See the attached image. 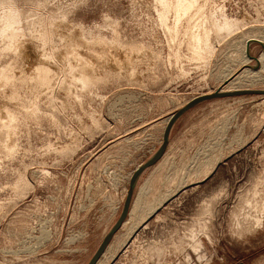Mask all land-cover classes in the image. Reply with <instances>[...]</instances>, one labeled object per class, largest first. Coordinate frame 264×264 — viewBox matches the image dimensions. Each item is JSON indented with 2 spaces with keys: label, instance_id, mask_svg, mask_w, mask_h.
I'll list each match as a JSON object with an SVG mask.
<instances>
[{
  "label": "rangeland",
  "instance_id": "374dc122",
  "mask_svg": "<svg viewBox=\"0 0 264 264\" xmlns=\"http://www.w3.org/2000/svg\"><path fill=\"white\" fill-rule=\"evenodd\" d=\"M11 3L27 49L0 36V75L17 79L0 83V264H88L169 118L221 88L248 41L264 43V0H199L197 20L244 21L243 31L214 33L202 59L183 28L169 31L173 13L162 24L159 0ZM76 42L95 83L75 79L73 54L63 60ZM250 54L264 58V49ZM38 63L52 69L50 86L32 80ZM251 71L241 89L264 90V60ZM98 264H264V95L209 101L177 122Z\"/></svg>",
  "mask_w": 264,
  "mask_h": 264
},
{
  "label": "bare ground",
  "instance_id": "6f19581e",
  "mask_svg": "<svg viewBox=\"0 0 264 264\" xmlns=\"http://www.w3.org/2000/svg\"><path fill=\"white\" fill-rule=\"evenodd\" d=\"M198 1L199 0H159V4L161 6V11H159L160 12L159 19L162 22V24L165 27H167V21L169 20V15H170V13H173V17H172L173 18V27L171 29H169V31L174 36H177L179 34V32H180V29L183 28L185 35L189 37L190 49L193 52V57L196 58V59H202L205 55L212 54L214 52V46L212 44V36H213L214 33H216L217 37L219 39H221L222 38L221 36L224 33H226L227 35H231V34L237 32V31L239 32V30H242V28L244 26V21L232 20V19H229V18H227L225 16H224V20L222 22H218V21H215L213 19L208 20V21H202L203 19L202 20H197L196 18H197L198 15L196 14L193 17L192 16L193 15L192 12H193V10L195 8H199L198 7L199 6ZM186 21H187L188 24L185 26ZM245 28H246V26H245ZM40 39L45 41L46 40V34L41 36ZM100 42H102V41H100ZM22 44H21L20 40L17 38V36H12V35L10 36V45H9V49L10 50L13 49V50H15L16 53H24V51L27 49V47H26L25 50H23L25 47ZM77 45H78V43L76 42V45H73L72 47L70 46V48H69L70 51L68 53H66L65 57H63V60L68 61L69 60V54L70 53L73 54L75 57H77L79 59L78 61L81 62L80 66H76V67L69 66V70L70 71H77V75H75V77H76L75 79L81 85H88V84H91V83H95L96 82V76H94V74L92 73V67H93L94 63L88 61L84 57L82 58V56L78 52H76ZM30 48H31V46H30ZM28 49H29V47H28ZM36 50L37 49H35V51ZM31 51H29V52H31ZM38 51L39 50H37V52ZM37 54H40V53H37ZM41 57H42V55H41ZM37 59H39V58H37ZM244 59L245 60H244L243 64H241L242 66L240 67V69L236 70L234 73L230 74L223 81V84L221 86L223 91H234V90H240L242 88L241 85H242V82H243L242 80H243L244 75L247 72H252L250 69L247 68V66H249V63L251 62V60L248 57L244 58ZM43 60L44 59H42V61ZM263 60H264V58L259 59L260 63H262ZM123 61H124V59H123ZM125 62L128 63V64L130 63V65L132 64L131 63L132 60H131V57L129 55L125 56L124 63ZM43 64H45V63L43 62ZM43 64L38 63V66L35 67V71L33 72L34 73V75H33L34 78L31 77V76L30 77L33 78L32 80H34L35 83H37L38 85H41V86H48L49 85L50 86L49 83L52 80V78L50 80V77H51V73H53V72L51 71L52 69L50 70L49 67H47V65L44 66ZM46 64H47V62H46ZM117 64H118V62H117ZM119 65H121V63H119L118 66ZM12 67H13V65H12ZM12 69H14V68H12ZM12 75L13 74L10 73V70L3 71L2 74L0 75V83H1V85H5V86L14 85L16 77L14 76L15 77L14 78ZM248 76L250 77V75H248ZM23 77L21 78V81L22 80L24 81L25 78L23 79ZM25 77H26V75H25ZM28 79H30V78L28 77ZM251 79L252 78H250V80ZM253 79H252V81H253ZM247 80H249V79H247ZM255 80L256 79H254V81ZM226 82L228 84L225 86ZM246 82H248V81H246ZM13 90H15V93L17 92L16 89H13ZM12 95H13V93H12ZM14 97H15V94H14ZM7 112L8 113H5L6 118L9 121H12L13 118H14V116H13L14 112H13V115L11 113H9V111H7ZM8 124H10V123H8ZM198 247H199V245L196 244V249Z\"/></svg>",
  "mask_w": 264,
  "mask_h": 264
},
{
  "label": "water",
  "instance_id": "95a60500",
  "mask_svg": "<svg viewBox=\"0 0 264 264\" xmlns=\"http://www.w3.org/2000/svg\"><path fill=\"white\" fill-rule=\"evenodd\" d=\"M254 44H259L263 47L264 49V43L258 40H250L247 42L246 46V55L250 60H254L256 62L255 66H247L248 69L250 70H258L260 67V61L258 58L252 57L250 54V49L251 46ZM228 83L226 82L225 86ZM250 95H264V90H250V89H244V90H234V91H223L222 88H219L216 92H213L211 94H205L199 97L194 98L191 100L188 104H186L183 108L178 110L176 113H174L168 123L167 126L164 130L163 134V141L158 150L155 152V154L149 158L144 164H142L140 167L136 169V171L133 173L130 183H129V188L127 191V195L125 198V202L123 205V210L117 220V222L114 224V226L111 228V230L108 232V234L104 237L103 241L101 242L100 246L98 247L97 251L91 258L88 264H98L102 256L104 255L106 249L108 248L110 242L112 241L113 237L116 235L118 231L122 229L124 224L127 221L128 216L130 215V210L132 206V202L134 199V195L138 186V183L141 179V177L144 175V173L156 166L166 155L170 142H171V135L172 131L177 124V122L184 116L186 115L189 111L194 109L195 107L209 102L213 100H218V99H225V98H231V97H240V96H250Z\"/></svg>",
  "mask_w": 264,
  "mask_h": 264
},
{
  "label": "clouds",
  "instance_id": "9594fccd",
  "mask_svg": "<svg viewBox=\"0 0 264 264\" xmlns=\"http://www.w3.org/2000/svg\"><path fill=\"white\" fill-rule=\"evenodd\" d=\"M22 20L19 11L12 5L11 0H0V36L22 33ZM19 38H23L19 36Z\"/></svg>",
  "mask_w": 264,
  "mask_h": 264
}]
</instances>
